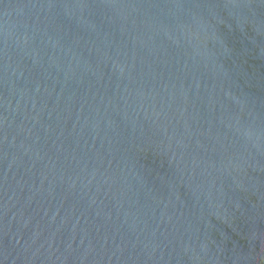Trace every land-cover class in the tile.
<instances>
[{
  "label": "water",
  "instance_id": "1",
  "mask_svg": "<svg viewBox=\"0 0 264 264\" xmlns=\"http://www.w3.org/2000/svg\"><path fill=\"white\" fill-rule=\"evenodd\" d=\"M0 264H264V0H0Z\"/></svg>",
  "mask_w": 264,
  "mask_h": 264
}]
</instances>
